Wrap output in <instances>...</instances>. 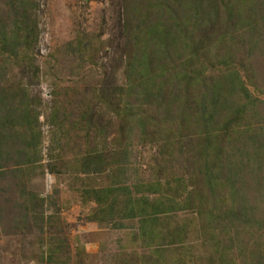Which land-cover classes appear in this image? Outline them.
<instances>
[{"label": "trees", "instance_id": "1", "mask_svg": "<svg viewBox=\"0 0 264 264\" xmlns=\"http://www.w3.org/2000/svg\"><path fill=\"white\" fill-rule=\"evenodd\" d=\"M127 1L129 15H125L122 28L124 41L114 49L118 67L114 69L111 64L109 76L102 73L99 83L93 85L90 93L93 96L86 98L83 95L84 99H79L80 102L83 100L85 109L80 111L82 108L78 106V122L87 126V130H96L95 108L91 103L103 104L112 110L116 118L117 134L118 131L123 132L121 137L127 140L128 132L124 135L123 130L133 122L139 131L136 133L139 142L154 143L161 160L166 162L158 166V170L163 172L168 167V160L179 161V153L182 159L186 157L191 161L193 170L188 181L182 176H164L161 184L157 176L154 181L137 185L133 190L118 185L120 177L114 176L113 172L109 176L112 182H118L117 185L83 187L87 200L95 204L87 220L108 223L137 218L140 234L149 233L152 238L157 234L151 233L154 231L152 228L150 231L143 230L146 224L157 223V219L166 212L191 211L188 218L203 223L199 233L213 238L210 246L214 253L206 259V264H264V216H260L264 214V116H259L258 106L255 107V103L259 102L264 106V100L259 101L253 96L239 72V68L248 70L251 66L249 61L236 60L235 57L236 53H254L258 43L264 39L261 33L248 31V34L239 26L242 7L251 1ZM219 1L224 2V22L218 15L220 5L216 2ZM256 2L257 8L264 3L261 0ZM37 11L34 0H0V58L13 60L18 65L29 62L33 65L32 52L38 43ZM157 11L160 14L158 19L154 16ZM224 24L226 27L221 30ZM194 36H197L196 40ZM219 45L227 48L225 55L222 54L224 48L220 50ZM263 49L261 47L262 52ZM64 50L63 60L71 61L76 69L88 65L97 67L95 58L100 49L95 48L91 41L87 43L83 36L78 35L67 42ZM220 54L222 57L217 60ZM214 60L216 63L212 65ZM209 65L213 69L206 74ZM98 66L104 68L103 65ZM37 70L35 67L34 73ZM92 71L85 72V76ZM1 77L0 74V82ZM253 86L263 92L260 87ZM20 91V98L15 104L16 96L0 88V182L13 181L12 187L19 188L18 194L22 197L18 196V199L27 201L30 208L22 210L20 218L25 221L27 215L31 216L41 230L53 219L45 215L44 198L28 191L24 184L19 186L15 177L17 181L28 179L27 174L41 166L37 165L42 156L38 154L39 141L33 130L40 127L41 116L48 123L57 121L59 94L54 87L52 109L50 105L44 107L39 98L30 96L25 85ZM188 94L193 97L189 98ZM130 100L139 105L134 106ZM20 126L31 132L25 147L32 153L26 161L12 163V156L17 159L20 155L26 156L24 151L14 148L18 137L16 129ZM101 132L100 128L95 133L93 146H89L88 140L83 145V154H88L75 158L78 160L74 162L75 169L83 175H102L106 168L112 167L118 159V162L124 161L128 154L122 149L114 153L112 142L113 151L106 154L100 152L97 145L105 140ZM183 138L194 139L195 143H189L184 148ZM119 140L114 141L119 144ZM74 164L68 165L66 170ZM118 167L115 168L116 173L122 172ZM47 169L53 173L56 170L63 172L55 163L48 165ZM189 183L194 185L190 191ZM199 184L205 185L207 194L199 193L195 188H200ZM247 186H253L257 193L252 197L256 205H251L243 192V187ZM165 191L171 194L170 199L158 197ZM150 194L155 197L149 199ZM182 196L185 199H181ZM259 209L261 214L257 215ZM194 213L196 216L193 217ZM188 218L186 221H191ZM247 227H250L246 231L250 241L239 238ZM186 231L184 226L180 229L174 227V231L168 232V240L177 242L176 239H179L177 243L184 245ZM259 233L260 236H256ZM60 249L59 246L49 249L43 261L51 263ZM145 257L139 260L149 264L152 256ZM53 263L70 264L62 259L60 263ZM177 264H183L182 260L178 259Z\"/></svg>", "mask_w": 264, "mask_h": 264}, {"label": "rangeland", "instance_id": "2", "mask_svg": "<svg viewBox=\"0 0 264 264\" xmlns=\"http://www.w3.org/2000/svg\"><path fill=\"white\" fill-rule=\"evenodd\" d=\"M34 1L38 9V43L33 49L32 57L33 65L38 70L34 73L35 67L30 62L25 65H18L13 60L0 58V74L2 75L0 88H5L14 94L16 104L20 98V89L25 85L30 96L39 98L44 107L50 105L52 109L54 106V104L52 105L54 87L59 94L58 104H56V106L58 105L57 121L48 123L41 116L39 119L40 127L33 130L39 141L40 153L38 152V154L42 156V161L37 165L41 164V166L28 173V179L17 181L15 177V182L19 186L24 184L28 191L44 198L45 215L52 216L53 219L48 221V226H44L41 230L34 224L31 216L27 215L26 222L23 221L20 215H22V210L30 209L28 202L18 199L19 188L12 187L13 181L0 182V264H54V261L60 263L61 259L70 264H146L144 260H139V258H146L147 255L152 256L149 264H154V261L156 264H177L178 259H181L183 264H206V259L214 253L212 246H210L213 238L211 235L206 236V233L205 237L199 233L203 223L199 220H193L191 217L188 218L191 211L178 210L169 214L166 212L157 219V223L146 224L143 230L150 231L152 228L154 231L151 233L157 234L152 238L149 233L140 234V222L137 218L118 220L117 226L111 224L115 222L114 220L108 223L89 222L87 220L95 204L87 200L86 195L82 192L83 187H102L113 184L115 182H112L113 179L109 176L113 172L114 176L116 174L121 180L115 185L118 183V185H125L133 190L137 185L154 181L157 176L161 184L164 182V176H182L188 181L191 175L190 171L193 170L191 161L186 157L182 159L180 153L177 154L179 161L168 160V167H165L163 172L158 170V166L165 165L166 162L161 160L154 143L139 142L136 137V133L139 131L133 122L127 124L123 130L124 135L128 132V139L121 137L123 132L120 131H118L119 136L115 132L117 128L116 118L113 116L112 110L105 108L103 104L99 106L95 102L91 103L92 107L95 108L96 119H94V123L97 125L96 130H87V126L78 122L76 116L78 106L82 108L79 109L80 111L85 109L82 106L83 100L80 102L81 99H84L83 95L86 98L92 97L93 95L90 93L93 85L99 83V77L102 76V73L109 76L110 65L112 64L114 69L118 67L117 60H114V49L124 41L122 28L124 27L125 15H129V10L126 8L128 1ZM250 1L249 5L242 7L244 10L239 20V26L243 32L249 34L257 31L264 36V3H260L257 8V0ZM216 4L220 5L218 15L222 17L221 20L224 22L226 17L225 10L222 8L224 2L219 1ZM154 14L158 19L159 12ZM1 16L2 13H0ZM225 27L226 24L220 29L224 30ZM78 35L83 36L87 43L91 41L95 48L100 49V53L95 58L97 67L88 65L83 69H76L71 61L63 60L62 52L65 51V44L73 41ZM196 38L197 36H194L195 40ZM258 44L259 49L257 48L254 53H247L246 55L236 53L235 57L236 60L245 59L247 62L249 61L251 66L248 67V70L239 68V72L253 96L260 101L264 100V49L263 52L261 51V47H264V39ZM223 46L219 45L218 47L222 50ZM226 51L227 48L225 47L222 54L225 55ZM257 51L259 52L256 55ZM222 54L218 56L217 60L222 57ZM214 62L215 60L212 65ZM99 64L103 65L104 68L98 66ZM10 65L12 66L10 67ZM210 66H208L206 74H209L210 70L213 69ZM219 66L217 65V67ZM90 70H93L92 73L85 76V72ZM253 85L260 87L263 92H259ZM188 97L192 98L193 95L188 94ZM130 103L136 107L139 105L138 102L131 100ZM256 106L259 107H257L259 116H264V106L260 102L255 103ZM262 124L264 125V122ZM100 128L105 137V140H102L101 143L99 141L97 145L100 152L106 154L110 150H115V153L122 149L128 154L124 161L118 162L119 159L116 160L115 164L106 168V172L102 175H83L79 169H75L74 162L78 161L75 158H83V155L88 154L87 152L83 154L85 149L83 145L88 140L89 146H93L92 139L95 133L100 131ZM16 133L18 137L14 141V148L18 147L20 151H24L23 154L26 156L20 155L18 159L12 156V163L24 162L32 153V150L25 147L28 145L27 139L30 138L31 133L28 128L20 126L16 129ZM88 136L92 138L90 139ZM116 139H120L119 144L114 141ZM182 143L185 148V145L195 143V140L183 138ZM54 163L57 164L58 169L63 171L62 173L58 170L53 173L47 169L48 165H54ZM71 163L75 166L66 170ZM169 164L171 165L169 166ZM116 166H119L122 172L116 173ZM12 167L18 169L16 166ZM204 186L201 185L200 188L195 186V188L199 193L205 192L207 194L208 190L204 191ZM192 187L194 185L189 183L188 191ZM253 189V186L250 188L249 186L243 187V192L250 200L251 205H256L252 201V197L257 196ZM123 197L122 195L121 198L123 199ZM148 197L153 199L155 195L150 194ZM158 197L170 199L172 196L168 191H165ZM181 199H185V196H182ZM11 205L14 207H10ZM259 210L256 212L257 215L261 214L259 213L261 209ZM194 216L196 213L193 214ZM260 216H264V214ZM186 218L191 221H186ZM181 226L187 229V240L184 245L177 243L180 241L179 239H176L177 242L168 240V237L170 238L168 232L174 231V227L180 229ZM164 228L165 231H163ZM143 230L141 232L144 233ZM248 230L250 227L244 229L239 238L250 241L246 232ZM141 235L142 237H140ZM258 235L260 236V233L256 234V236ZM56 246L61 247V249L52 258L51 263H45L43 259L47 258L48 250L55 249ZM40 258L42 259L40 260ZM235 258L237 259V256Z\"/></svg>", "mask_w": 264, "mask_h": 264}, {"label": "crops", "instance_id": "3", "mask_svg": "<svg viewBox=\"0 0 264 264\" xmlns=\"http://www.w3.org/2000/svg\"><path fill=\"white\" fill-rule=\"evenodd\" d=\"M118 222H119V221H115V222H112L111 224L117 226V225L119 224Z\"/></svg>", "mask_w": 264, "mask_h": 264}]
</instances>
